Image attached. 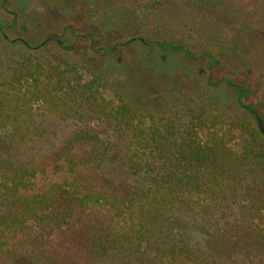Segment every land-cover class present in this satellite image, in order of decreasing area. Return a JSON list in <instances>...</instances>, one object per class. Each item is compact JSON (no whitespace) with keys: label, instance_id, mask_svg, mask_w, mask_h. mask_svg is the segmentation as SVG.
Listing matches in <instances>:
<instances>
[{"label":"trees","instance_id":"1","mask_svg":"<svg viewBox=\"0 0 264 264\" xmlns=\"http://www.w3.org/2000/svg\"><path fill=\"white\" fill-rule=\"evenodd\" d=\"M156 44L192 57L182 37ZM27 47H0V264H264V135L245 86L227 81L255 121L142 109L90 65ZM47 117L78 128L43 143ZM110 161L143 182L97 170Z\"/></svg>","mask_w":264,"mask_h":264},{"label":"rangeland","instance_id":"2","mask_svg":"<svg viewBox=\"0 0 264 264\" xmlns=\"http://www.w3.org/2000/svg\"><path fill=\"white\" fill-rule=\"evenodd\" d=\"M48 37L66 47L55 39L43 45ZM175 37L185 40L191 58L156 44ZM22 40L43 45L34 51L57 48L90 65L142 109L229 111L255 121L229 80L246 87L244 102L264 119V0H172L159 7L131 0H0V47L15 55L28 48ZM110 86L103 88L107 97ZM45 128L43 143H60L78 127L47 117ZM97 170L119 184L143 182L117 161Z\"/></svg>","mask_w":264,"mask_h":264},{"label":"flooded vegetation","instance_id":"3","mask_svg":"<svg viewBox=\"0 0 264 264\" xmlns=\"http://www.w3.org/2000/svg\"><path fill=\"white\" fill-rule=\"evenodd\" d=\"M18 18V16H15L14 17V21L16 20ZM22 26H24V25H22ZM56 40L57 42H58V44L59 45H63V44H65L61 39H59V38H52V37H48L47 39H45L44 41H43V45H46V44H48L50 41H52V40ZM23 41V40H22ZM24 43H25V41H23ZM26 45H29V44H27V43H25ZM113 49L112 50H116L117 49V47H112ZM261 122L264 124V119L263 118H261V120L259 121V124H261Z\"/></svg>","mask_w":264,"mask_h":264},{"label":"water","instance_id":"4","mask_svg":"<svg viewBox=\"0 0 264 264\" xmlns=\"http://www.w3.org/2000/svg\"><path fill=\"white\" fill-rule=\"evenodd\" d=\"M260 129H261V131H262V133H263V135H264V124L261 122V124H260Z\"/></svg>","mask_w":264,"mask_h":264}]
</instances>
